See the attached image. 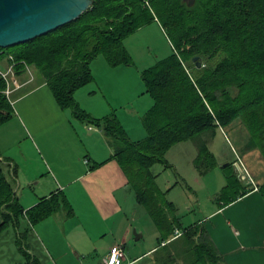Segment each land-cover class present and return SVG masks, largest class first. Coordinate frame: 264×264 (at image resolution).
Listing matches in <instances>:
<instances>
[{"label":"trees","instance_id":"16d2710c","mask_svg":"<svg viewBox=\"0 0 264 264\" xmlns=\"http://www.w3.org/2000/svg\"><path fill=\"white\" fill-rule=\"evenodd\" d=\"M157 19L174 53L142 71L145 93L153 104L142 117L147 137L134 142L115 116H90L79 108L74 94L94 81L91 64L100 56L112 67L132 66L127 38ZM0 52L13 56L19 76L26 65L34 68L63 109H71L75 117L111 135L114 156L139 205L155 224L160 246L165 243L163 250H171L159 264H226L202 223L183 225L152 168L166 164L174 145L198 138L197 167L203 173L214 169L217 160L203 137L236 119L249 130L250 146L264 156V0H196L192 7L184 0H94L70 24ZM194 57L201 58L200 68ZM3 88L0 81V123L11 116ZM223 169L227 185L220 200L234 202L252 191L230 164ZM8 182L0 164V208L19 216L24 210ZM55 197L28 211L32 223L54 213L56 207L44 205ZM9 223L5 220L0 230ZM177 229L182 234L172 241ZM173 244L181 245L178 253L170 248Z\"/></svg>","mask_w":264,"mask_h":264},{"label":"crops","instance_id":"0c3cea01","mask_svg":"<svg viewBox=\"0 0 264 264\" xmlns=\"http://www.w3.org/2000/svg\"><path fill=\"white\" fill-rule=\"evenodd\" d=\"M128 67L130 66L106 65L105 69H108L106 78L113 85L114 78L118 77L117 73H123L122 71ZM38 77L39 75L34 73V80L29 82L30 76L24 72L20 76L23 87L13 94L17 95V104L23 103L20 112L27 115L30 108L39 107L41 113L37 118L29 117L31 125L23 117L16 119L19 127L27 134L35 156L43 163V177L40 179L39 176H34L32 180H38V186L48 188L44 191L48 192L44 199L56 195L58 199L67 200L66 204H75V200L69 197L68 190L78 185L84 189L83 197L86 198L83 201L88 203L86 209L81 208L79 214H59L58 210L45 220L32 224L27 221L25 212L37 205L40 199H28L26 200L28 204L25 205L16 191V198L21 203L24 214L19 216L5 214V208H0V226L5 220L10 221L5 229L0 230V264H102L114 246L123 247L125 252L123 264H143L145 261L159 264V260H163L159 253L166 245L164 243L160 246L159 233L156 245L140 249H137L138 244L132 245L129 254L126 255L125 246L131 239L135 240V237L134 225L127 218L124 206L126 203H133L135 192L128 184L127 177L114 156L112 142L108 144L102 129L99 130L101 136L88 134L82 137L71 120L73 118L59 105L47 82ZM97 77L94 76L95 82ZM97 92L96 89H91L86 93L82 89L79 97L85 98L86 95L92 97ZM124 92L122 90L123 95ZM85 99L91 100L87 97ZM17 104L11 105L13 113ZM96 108L93 106L86 109H94L91 114L101 116V104L98 103V108H101L98 109L99 113ZM27 126H30V130ZM227 127L233 135L232 141L235 145L231 159L223 157L227 159L222 160L213 151L214 140L219 131L225 129L224 127L220 126L214 134L210 133L203 137L217 160L218 166L214 169L203 173L197 167L199 143L196 146L197 150L179 148L180 150L172 154L176 151H173L174 147L187 141L174 145L167 153L166 160L170 163V157H173L174 161L170 164L176 166L174 162L178 161L177 154L182 153L181 158L188 167L192 166L200 176H206L218 169L224 175L223 189L227 185L226 171L223 167L230 164L235 171L234 162L237 156L244 159L254 178V183L245 185L251 187L252 191L230 203L220 200L219 193L215 198L214 208L194 224L202 223L205 226L226 264H264V189H262L264 156L258 148L250 146V132L241 119H236ZM89 130L93 131L90 128ZM141 133L138 139L129 137L134 142L144 140L147 137L144 125ZM103 145L104 150L101 149ZM0 164L3 170L5 167L9 169L11 181H19L21 187L19 169L15 170L13 160L10 156H5L1 148ZM77 200L80 202L82 199L79 197ZM136 210L134 207V213L138 215ZM177 231L181 236L182 230L177 229L175 234ZM178 237L172 238V241Z\"/></svg>","mask_w":264,"mask_h":264},{"label":"rangeland","instance_id":"374dc122","mask_svg":"<svg viewBox=\"0 0 264 264\" xmlns=\"http://www.w3.org/2000/svg\"><path fill=\"white\" fill-rule=\"evenodd\" d=\"M126 47L130 53L133 65L125 69V71H122L123 73H117L118 77L114 78L113 85L106 78L108 69H105V66L109 64L103 56H100L91 64L93 75L98 76L97 81L95 82L94 79L92 83L77 90L74 94V98L79 108L94 118L115 116L121 122L126 132L128 131V137L132 136L138 139L143 130L142 116L146 111L144 109L147 108L149 110L153 104L152 98L145 93L146 86L142 79V71L155 66L160 60L170 57L174 53V47L166 30L163 29L158 19L154 23L146 25L128 37L126 40ZM8 49L10 48L4 50ZM0 65L5 67V62L1 61ZM32 71L38 76L39 73L34 70V68H32ZM39 77L41 78V76ZM82 89H84V92L86 93L91 89H96L98 92L92 97L86 95L88 99L91 98V100L86 101V97H79L80 90ZM122 90L125 91L124 95ZM17 99V95L12 96L13 104H17ZM29 100H27V102H29ZM95 102L97 103L95 104ZM98 103L102 106V112L101 116L97 117L94 116V114H91V111L94 109H89V111L86 108L93 106L96 108L97 106L96 110L97 113H99L98 109L101 108H98ZM22 104L23 103L17 104L14 111L15 113H13L11 108V116L5 122L0 123V148L5 156H10L16 167L15 170L19 169L21 175L22 186L20 187L18 183L19 181H11L9 169L7 167L4 168V176L6 180L9 181L8 183L13 187L14 198H16V191L19 192L18 197L22 204L27 205L28 203L26 200L28 199H40V201H42L44 195H48L46 194L48 192H44L48 188H43L42 185L38 186L37 183L39 181L32 180L34 176H39L40 179L43 177V163L35 156L30 141H28L27 134L24 129L19 127V124L16 121L18 117L21 119L23 117L30 124L29 117L34 116L37 118L41 113L39 107L34 109L30 108L27 116L24 112H20V106ZM67 111L70 114V117L73 118L71 120L75 123V128L82 137H86L88 134L101 136L100 134L102 133L99 130L102 129L108 140V144L111 143V135L107 134L103 127H98L96 124L87 123L86 121L75 117L71 109H67ZM27 127L30 130V126ZM89 128H92L93 131H90ZM224 128L225 129L219 131L213 143L214 153H216L217 157H220L222 160L227 159L223 157L231 159L234 151L233 148L235 146L232 141L233 135L228 127ZM199 141L200 139L197 138L187 141V143H182V145L179 144L173 148V151H176L172 154H175L177 150H180L179 148H185L188 151L192 150L191 148L197 150L196 146ZM101 149L104 150V145L101 146ZM181 157H183L182 153H178L176 157L178 161L175 160L174 162L176 163V166L170 164L174 161V158L170 157V163L168 161L166 162L167 165L157 163L152 168V171L157 175V183L162 191H168V200L174 202L177 206L183 225L189 226L202 220L204 216L214 208L215 198L222 191V179L224 178V175L217 169L206 176H200L192 166L190 167L189 165L188 167V164H186ZM73 188L74 189L68 191L70 192L69 197L75 200V204H66L63 198L58 199L56 196L54 199L48 200L44 206L47 208L49 206L56 207L54 213L60 210L58 212L59 214H79V212L82 211L81 208L86 209V203L88 202L83 201L84 198H86L83 197L85 194L83 193L84 189L78 185ZM89 196L90 195L88 194V197ZM79 197L82 199L80 202L77 200ZM16 202L21 206V203L17 198ZM124 207L126 208L125 211L127 218L130 220V223L134 225L133 232L136 230L138 233L143 234L141 240L135 241L134 239H131V241L127 243L125 246L126 255L129 254L132 245L134 246L138 244L139 247L137 249L149 245H156L158 237L157 228L149 215H147L145 209L142 206L140 207L137 205L135 193L133 203H126ZM134 207L137 209L136 212L138 215H135ZM22 214H24V212ZM25 215L27 216V221L31 222L30 213L26 211ZM170 248H172L175 253H178L181 249V245L173 244ZM170 253V249H165L159 253V257L162 256L163 261H165V258H167V255ZM149 262L150 261H145L143 264H150Z\"/></svg>","mask_w":264,"mask_h":264},{"label":"water","instance_id":"95a60500","mask_svg":"<svg viewBox=\"0 0 264 264\" xmlns=\"http://www.w3.org/2000/svg\"><path fill=\"white\" fill-rule=\"evenodd\" d=\"M192 7L196 0H184ZM94 0H0V48L29 43L79 19ZM193 62L200 68V57ZM136 241L143 234L134 231Z\"/></svg>","mask_w":264,"mask_h":264},{"label":"built area","instance_id":"2783aa9c","mask_svg":"<svg viewBox=\"0 0 264 264\" xmlns=\"http://www.w3.org/2000/svg\"><path fill=\"white\" fill-rule=\"evenodd\" d=\"M1 61L5 62V67L0 65V81L4 83L2 93L8 99L10 104L13 105L12 96L14 92L23 87V84L20 80V76L17 73V63L14 62L13 56H5L3 52H0V62ZM25 71L30 76L29 82H32L34 80V73L32 71V67L26 65ZM234 168L241 182H243L244 184L254 183V178L242 157L237 156V159L234 162ZM179 235L180 232L177 231L175 237H178ZM124 259L125 252L123 247L114 246L111 248L109 256L102 264H123Z\"/></svg>","mask_w":264,"mask_h":264}]
</instances>
